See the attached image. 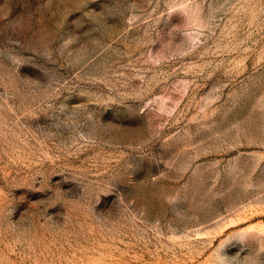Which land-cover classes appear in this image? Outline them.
<instances>
[{
	"label": "rangeland",
	"instance_id": "374dc122",
	"mask_svg": "<svg viewBox=\"0 0 264 264\" xmlns=\"http://www.w3.org/2000/svg\"><path fill=\"white\" fill-rule=\"evenodd\" d=\"M0 264H264V0H0Z\"/></svg>",
	"mask_w": 264,
	"mask_h": 264
}]
</instances>
